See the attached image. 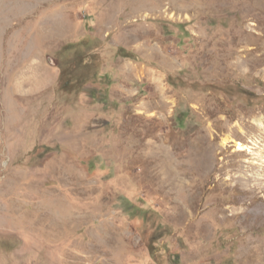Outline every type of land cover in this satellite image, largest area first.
Masks as SVG:
<instances>
[{
    "label": "rangeland",
    "instance_id": "1",
    "mask_svg": "<svg viewBox=\"0 0 264 264\" xmlns=\"http://www.w3.org/2000/svg\"><path fill=\"white\" fill-rule=\"evenodd\" d=\"M0 264H264V0H0Z\"/></svg>",
    "mask_w": 264,
    "mask_h": 264
},
{
    "label": "trees",
    "instance_id": "2",
    "mask_svg": "<svg viewBox=\"0 0 264 264\" xmlns=\"http://www.w3.org/2000/svg\"><path fill=\"white\" fill-rule=\"evenodd\" d=\"M120 51H121L123 56H129L130 55V54L126 53V52H123L122 50H120Z\"/></svg>",
    "mask_w": 264,
    "mask_h": 264
}]
</instances>
